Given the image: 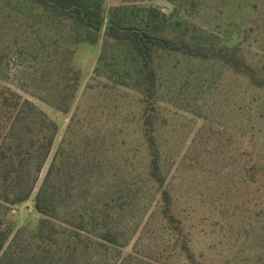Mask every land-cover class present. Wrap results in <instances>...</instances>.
<instances>
[{
	"label": "rangeland",
	"instance_id": "rangeland-1",
	"mask_svg": "<svg viewBox=\"0 0 264 264\" xmlns=\"http://www.w3.org/2000/svg\"><path fill=\"white\" fill-rule=\"evenodd\" d=\"M124 1L106 0L104 8ZM135 1L179 22L171 28L173 35L205 45L224 40L233 29L246 30L242 55L264 74V0ZM1 17L0 44L7 38ZM100 48L101 38L95 45L83 43L75 50V69L82 77L67 114L40 100L47 92L36 79L35 63L26 56L10 55L0 73L7 86L57 122L59 131L37 187L57 148L71 150L63 183L70 190L65 202L70 210L101 200L144 167L140 164L144 145L138 133L140 95L93 78ZM156 69L154 125L166 186L176 216L191 235L197 259L202 264H264V188L261 182L249 185L245 173V153L264 151V88H254L247 78L217 61L179 53L160 54ZM35 192L11 212L17 227L36 225ZM155 201L143 196L132 203L123 222L128 242L123 252L132 255V264H184L181 259L155 257L160 241L149 238L144 226Z\"/></svg>",
	"mask_w": 264,
	"mask_h": 264
},
{
	"label": "trees",
	"instance_id": "trees-1",
	"mask_svg": "<svg viewBox=\"0 0 264 264\" xmlns=\"http://www.w3.org/2000/svg\"><path fill=\"white\" fill-rule=\"evenodd\" d=\"M105 1L0 0L2 30L7 36L0 44V73L10 55L26 56L35 63L36 79L47 92L40 100L67 114L82 77L75 69V50L83 43L95 45L101 38L93 78L140 95L143 170L101 200L73 210L65 207L70 190L63 183L71 150L57 148L37 187L59 131L57 122L0 78V264H132V255L123 252L128 243L123 222L132 203L143 196L149 202L156 198L144 224L149 238L160 241L155 257L202 264L192 249L191 235L174 212L166 186L154 125L156 60L163 53H179L217 61L247 78L254 88H264V74L242 55L246 30L233 29L224 40L205 45L173 35L171 28L179 22H172L150 4L125 0L106 10ZM245 157L249 185L261 182L264 188V151L253 149ZM34 192L38 221L32 229L17 227L11 212Z\"/></svg>",
	"mask_w": 264,
	"mask_h": 264
}]
</instances>
